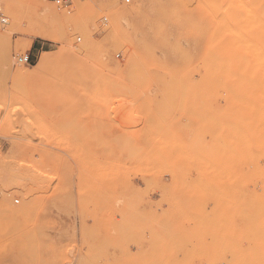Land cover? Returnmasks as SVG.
<instances>
[{"label":"rangeland","instance_id":"obj_1","mask_svg":"<svg viewBox=\"0 0 264 264\" xmlns=\"http://www.w3.org/2000/svg\"><path fill=\"white\" fill-rule=\"evenodd\" d=\"M13 1L0 264H264V0Z\"/></svg>","mask_w":264,"mask_h":264},{"label":"bare ground","instance_id":"obj_2","mask_svg":"<svg viewBox=\"0 0 264 264\" xmlns=\"http://www.w3.org/2000/svg\"><path fill=\"white\" fill-rule=\"evenodd\" d=\"M31 1V0H30ZM175 1V0H174ZM38 3V2H36ZM175 3V2H174ZM243 3V2H242ZM40 4V3H38ZM173 4V1L172 3ZM46 5V4H45ZM80 5V4H79ZM245 5V4H244ZM93 4H88L86 6H81L79 7V11L80 12H84V11H89L93 9ZM217 8V7H216ZM167 10V9H166ZM250 11V10H249ZM79 13V12H78ZM214 14V13H213ZM250 14V13H249ZM222 15V14H221ZM252 16V15H251ZM28 17L31 21L35 22V24L31 22V24L35 25V31H36V36L37 37H41L44 39H48L51 41H56L58 39L55 38V36H57V34L61 33V31H59V29L56 27L58 24H62L64 21H68L69 19H65L64 14H60L56 11L55 8L51 7L50 5L45 6L44 8H41L39 6H33L31 4H29L27 2V0H15L13 1V10L11 12V22L14 23L15 25L20 26L21 25V21ZM132 17V16H131ZM159 17V16H157ZM67 18V17H66ZM222 18V17H221ZM160 19V17H159ZM137 21H138V17H137ZM28 22V21H27ZM152 23V22H151ZM23 25V24H22ZM229 26V25H228ZM230 27V26H229ZM228 27V28H229ZM231 30V29H229ZM234 32V29H232ZM227 31V30H224ZM237 31V30H235ZM149 32V31H148ZM230 33V31H228ZM35 33V32H34ZM236 34V33H233ZM241 35V33H239ZM35 36V37H36ZM245 38V37H244ZM243 40V39H242ZM246 40V39H245ZM242 41V43L245 42ZM249 41V40H247ZM257 43V42H256ZM245 44V43H244ZM249 44V42H248ZM252 45V43H250ZM247 45V44H246ZM250 45V46H251ZM254 46V45H253ZM249 47V45H248ZM259 47V45H258ZM257 47V48H258ZM256 48V46H255ZM261 48V47H260ZM257 51V49H254ZM252 50V51H254ZM261 51V50H260ZM259 51V52H260ZM253 53V52H252ZM250 54V53H249ZM255 54V53H254ZM259 55V54H256ZM263 54H261L262 56ZM9 53L4 54L3 58L6 60H9ZM257 58H260L258 56H256ZM263 59V57L261 58ZM264 61V60H263ZM251 65V64H250ZM237 77V76H236ZM242 84V83H241ZM248 103V102H247Z\"/></svg>","mask_w":264,"mask_h":264},{"label":"built area","instance_id":"obj_3","mask_svg":"<svg viewBox=\"0 0 264 264\" xmlns=\"http://www.w3.org/2000/svg\"><path fill=\"white\" fill-rule=\"evenodd\" d=\"M46 2H50V3H54L56 4L58 7H65L68 6L72 3L73 0H43ZM131 0H127V2H130ZM0 21L3 24H7L8 19L3 15V10L2 7L0 6ZM34 61V59L32 58L31 55H25V56H21V57H17L16 58V62L18 64H25V65H30L32 64V62ZM16 204H19V201H15Z\"/></svg>","mask_w":264,"mask_h":264}]
</instances>
